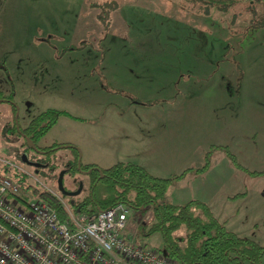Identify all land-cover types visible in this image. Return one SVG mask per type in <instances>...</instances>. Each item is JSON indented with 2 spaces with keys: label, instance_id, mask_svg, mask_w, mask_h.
<instances>
[{
  "label": "rangeland",
  "instance_id": "obj_1",
  "mask_svg": "<svg viewBox=\"0 0 264 264\" xmlns=\"http://www.w3.org/2000/svg\"><path fill=\"white\" fill-rule=\"evenodd\" d=\"M0 97L17 105L21 128L48 109L67 113L51 114L38 143L72 146L40 156L57 171L79 157L102 169L122 162L154 177L183 174L168 184L169 202H202L227 230L264 245L262 2L0 0ZM11 119L0 103V174L23 177L28 196V184L60 195L11 135L1 138ZM75 175L64 183L81 179V199L89 178ZM140 212L129 208L126 232L165 254L160 231L139 230L150 219Z\"/></svg>",
  "mask_w": 264,
  "mask_h": 264
},
{
  "label": "trees",
  "instance_id": "obj_2",
  "mask_svg": "<svg viewBox=\"0 0 264 264\" xmlns=\"http://www.w3.org/2000/svg\"><path fill=\"white\" fill-rule=\"evenodd\" d=\"M187 1L203 4L217 3L221 7L240 4L224 0ZM254 3L245 4L251 7ZM50 112L55 117L54 121L59 115L67 114L61 110H47L32 119L28 128L33 130L34 137L43 136L53 124L52 119L41 125L42 117ZM59 144L62 143H56L55 145L58 146ZM51 147L53 145L44 146L43 148L49 149ZM37 160L39 167L36 169V173L45 170L47 176L53 180L54 164L43 157ZM102 172L104 177L92 190V199L84 196L81 199L68 200L67 203L72 209L95 214L98 210L121 202L131 209L140 210V217H143L149 211V221L140 224L139 230H142L145 234L156 230L160 231L163 236L165 255L179 264L260 263V259L264 254V245L239 237L234 232L227 230L222 223L211 215L204 203L192 200L177 205L168 201L166 197L168 184L182 177L183 174L175 175L172 178L154 177L141 166L122 162H118L107 169H102ZM18 177L17 183L20 187H23L25 180L21 176ZM28 188L32 191L34 197L44 199L57 212L61 213L62 203L48 191L30 184H28ZM181 229L184 231L183 234L177 235L176 232Z\"/></svg>",
  "mask_w": 264,
  "mask_h": 264
},
{
  "label": "built area",
  "instance_id": "obj_3",
  "mask_svg": "<svg viewBox=\"0 0 264 264\" xmlns=\"http://www.w3.org/2000/svg\"><path fill=\"white\" fill-rule=\"evenodd\" d=\"M45 190L62 203L61 213L0 174V264H179L134 242V235L126 232L129 207L124 203L95 214L80 212L64 203L56 191Z\"/></svg>",
  "mask_w": 264,
  "mask_h": 264
},
{
  "label": "flooded vegetation",
  "instance_id": "obj_4",
  "mask_svg": "<svg viewBox=\"0 0 264 264\" xmlns=\"http://www.w3.org/2000/svg\"><path fill=\"white\" fill-rule=\"evenodd\" d=\"M0 103H5L7 105H9L11 107V112H12V119H11V123L10 122H6L5 126L3 127V131H2V137L1 138H5V139H9L8 136L11 135V141H14L15 143H18L23 150V153H21V157L23 155H26V158L31 161V162H35L38 163L39 158H41L40 156H49L50 153L54 152L55 150L59 149V148H72L71 145L66 144V143H62L59 144L58 146L55 145L56 143L52 144L53 147L49 148V149H44L42 145L38 144L41 137H34V133L33 130H31L29 127L30 121L34 118H36L38 115L42 114L43 112H41L40 114L36 115V117L32 118L28 124L21 128L18 126L17 123V115H18V107L17 105L12 101V99L10 98H2L0 97ZM50 110H56V109H48V111ZM47 111V110H46ZM52 112H50L49 114H47V122L51 121L53 119V117L51 116ZM43 120L41 119V122ZM40 123V122H39ZM32 141V144L28 145L27 143V139ZM33 146V147H32ZM51 145H45V147H48ZM74 150V149H73ZM32 155L33 158L30 159L29 155ZM30 166V165H29ZM41 167V165H40ZM35 170L38 169L37 167H33ZM53 182L55 187L57 188V180L59 177V173L61 171H65L63 177H62V185L64 187V189L66 191L69 192H75L78 189V185L79 182L82 183V188L79 194H77L76 196H72V197H68L70 201H73L74 199H78V196L81 195V192L83 191L84 188V183L81 179H75L73 180L74 184L72 187L66 186V184L64 183V178L66 175H73L76 176L75 174H81V175H86L89 179L87 181V193L85 197H90V199H92V190L94 189L95 185L100 181V179H102L104 177V173L102 172L101 168L96 167V165L94 164H85L82 165L81 163L79 164L78 167V163H77V159L74 160H68L64 163V166L59 169L57 171L56 167H53ZM60 194V192H59ZM63 195L60 194V197L62 198ZM67 197V196H66ZM63 199V198H62Z\"/></svg>",
  "mask_w": 264,
  "mask_h": 264
},
{
  "label": "water",
  "instance_id": "obj_5",
  "mask_svg": "<svg viewBox=\"0 0 264 264\" xmlns=\"http://www.w3.org/2000/svg\"><path fill=\"white\" fill-rule=\"evenodd\" d=\"M26 139H27V143H28V145L32 144V141H31V140H29L28 138H26ZM32 147H33V146H32ZM21 159H22L23 162H25L26 164H28V165H30V166H32V167H37V166L39 167V163H35V162H31V161H29V160L26 158V155H23V156L21 157ZM77 163H78V167H79V164H80V158H79V157H78ZM36 171H37V170H35V172H36ZM64 173H65V171H61V172L59 173V177H58V180H57V191L60 192V194L63 195V196H67V197L76 196V195L79 194L80 191H81L82 183L79 182V185H78V189H77V191H75V192H69V191H66V190L64 189L63 185H62V177H63Z\"/></svg>",
  "mask_w": 264,
  "mask_h": 264
}]
</instances>
